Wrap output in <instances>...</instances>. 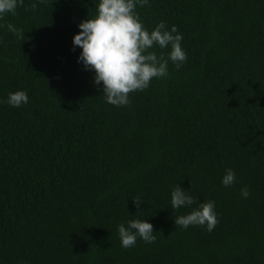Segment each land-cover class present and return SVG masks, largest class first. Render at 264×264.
<instances>
[{
    "label": "trees",
    "instance_id": "16d2710c",
    "mask_svg": "<svg viewBox=\"0 0 264 264\" xmlns=\"http://www.w3.org/2000/svg\"><path fill=\"white\" fill-rule=\"evenodd\" d=\"M97 2L24 0L0 19V101L29 97L0 103V264H264V0L138 5L149 31L176 26L187 59L120 107L72 45ZM177 183L215 202L213 231L175 225L190 211L170 206ZM130 219L156 241L121 247Z\"/></svg>",
    "mask_w": 264,
    "mask_h": 264
},
{
    "label": "clouds",
    "instance_id": "9594fccd",
    "mask_svg": "<svg viewBox=\"0 0 264 264\" xmlns=\"http://www.w3.org/2000/svg\"><path fill=\"white\" fill-rule=\"evenodd\" d=\"M149 0H98L95 15L78 23L79 31L72 36V45L80 49L77 62L85 71L93 73V84L102 90L107 103L120 107L130 103L129 94L147 89L154 78H166L169 63L179 68L187 59V53L181 46L183 36L175 25L168 28L160 21L149 31L144 27L137 6H144ZM24 0H0V19L5 14H15ZM35 8L36 4L33 3ZM3 27V25H0ZM7 30L15 33L16 28L8 24ZM169 49L167 55H158L150 49ZM29 97L26 91L10 92L5 100L11 107L26 105ZM236 182V173L228 168L221 177V184L230 187ZM247 198L250 193L247 186L240 190ZM133 205L140 208L144 202L139 197L132 199ZM170 206L173 209H190L186 214L177 216L175 225L187 229L200 226L213 231L218 224L215 202H198L177 183L170 192ZM121 247H133L137 239L147 244L156 241L153 225L146 219H130L117 226Z\"/></svg>",
    "mask_w": 264,
    "mask_h": 264
}]
</instances>
